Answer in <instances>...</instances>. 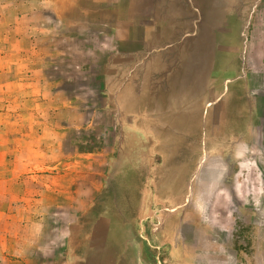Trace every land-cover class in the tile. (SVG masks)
<instances>
[{
    "label": "rangeland",
    "instance_id": "374dc122",
    "mask_svg": "<svg viewBox=\"0 0 264 264\" xmlns=\"http://www.w3.org/2000/svg\"><path fill=\"white\" fill-rule=\"evenodd\" d=\"M12 27L93 116L74 147L101 189L67 264H264V0H0ZM102 216L125 225L106 244Z\"/></svg>",
    "mask_w": 264,
    "mask_h": 264
},
{
    "label": "crops",
    "instance_id": "0c3cea01",
    "mask_svg": "<svg viewBox=\"0 0 264 264\" xmlns=\"http://www.w3.org/2000/svg\"><path fill=\"white\" fill-rule=\"evenodd\" d=\"M11 6L14 22L25 17ZM2 38L9 47L0 46V256L67 264L74 250L65 258L64 247L70 246L73 226H87L81 219L91 215L101 189L87 171L92 155L74 147L93 116H82L56 82L43 77L46 69L35 67L33 49L17 46L22 38L13 27L0 31ZM114 220L102 216L92 225L102 226L103 244L112 239L114 226H125Z\"/></svg>",
    "mask_w": 264,
    "mask_h": 264
}]
</instances>
